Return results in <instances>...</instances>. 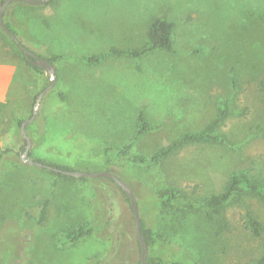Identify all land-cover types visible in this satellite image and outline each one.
I'll return each instance as SVG.
<instances>
[{"label": "rangeland", "instance_id": "1", "mask_svg": "<svg viewBox=\"0 0 264 264\" xmlns=\"http://www.w3.org/2000/svg\"><path fill=\"white\" fill-rule=\"evenodd\" d=\"M5 12L22 44L42 57L60 56L59 80L26 126L30 159L87 173L110 169L122 178L141 218L166 236L150 256L184 264H262L264 232L253 235L246 215L252 211L264 226V200L235 196L220 212L199 205L222 193L236 173L264 178V0H55L48 6L14 2ZM155 18L175 23L171 51L139 58L109 53L146 46ZM100 54L108 55L97 64L84 60ZM18 55L21 49L0 26V58ZM26 69L27 78H39L42 91L47 88L46 73ZM35 102L32 94L26 102L0 104V151L7 152L0 163V241L17 234L19 242L8 238L2 248L20 251L8 260L111 264V252L121 244L113 234H120L134 251L121 264H136L133 212L113 183L66 179L22 161L26 141L18 120L32 116ZM227 102L229 113L215 130L221 141L185 145L154 159L184 134L204 131ZM141 112L148 129L139 133ZM172 191L178 192L175 203L158 209L156 202ZM190 198L195 211L185 207ZM45 200L50 213L39 226ZM108 220L118 233L105 229L61 245L66 228ZM0 264L10 262L0 258Z\"/></svg>", "mask_w": 264, "mask_h": 264}, {"label": "trees", "instance_id": "2", "mask_svg": "<svg viewBox=\"0 0 264 264\" xmlns=\"http://www.w3.org/2000/svg\"><path fill=\"white\" fill-rule=\"evenodd\" d=\"M4 1L5 0H0V4ZM54 3H55V0H50L45 5L48 6ZM5 17H6V12H5ZM5 17H4V20H5L6 26L18 37V33L15 31L12 24L9 21H7V18ZM174 28H175V23L173 21H169L164 18H155L153 19L148 29V42L146 46L139 48V49H125V50H118V49L113 48L110 50L109 53L115 54V55H124L128 57L139 58L145 55L146 53H149L155 50L171 51L174 45V37H173ZM27 48L32 50L29 47ZM107 55L108 54H100L97 56L86 57L84 60L87 61L89 64H97L101 62L102 60H104ZM43 57L46 58L50 63L54 65H56L60 59V56L58 55H52L50 57L43 56ZM9 59L24 63L23 68L26 73V76H27V69H26L27 67H29L38 76H43L45 74L43 69L31 64L30 59L26 58L23 52H22V55H18L16 58H9ZM56 80L57 81L59 80L58 74H57ZM27 81L30 87L32 88L31 95L33 94V98L36 100L38 94L42 92V88H41L42 80L39 78H35V81H34L33 79L28 77ZM60 97L63 100L65 99L64 94L60 93ZM229 110H230V104L229 102H227L224 105V107L220 110L219 116L215 120H213L206 127L204 131L199 132V133L184 134L181 138L175 140L168 146H165L159 149L157 153L154 155V159H163V158L169 157L171 154L175 153L176 151H178L181 147L185 145L221 141L218 135L215 134V130L219 126V124L224 120L226 115L229 113ZM23 121L24 119L18 120L19 128ZM138 121H139V133L146 131L148 129V124L146 121L145 114L143 112L140 113L138 117ZM22 149L25 150V147H23ZM109 151L110 149L107 148L105 150V154H108ZM6 153L7 152L0 151V163L5 160L4 157ZM123 153L125 152L116 151L115 155L119 156V155H122ZM138 160L139 159H136L132 162L134 163L135 161H138ZM36 161H38L41 164V166L48 169L51 173H55L58 177L72 179V180L75 179L74 177L65 175L62 171H76V170H73L67 166L52 164V163L46 162L41 159H38ZM54 169H58L60 171H55ZM107 171H110V169H108ZM80 179L85 181L88 178H80ZM106 179L110 181L111 183H113L123 193V195L126 198V201L130 204V200L128 196L124 193V191L112 179H109V178H106ZM177 193L178 192L176 191H172V192H168L164 194L160 198V200L156 202L157 208L163 209V208H166L167 206L173 205L175 203V199L177 198ZM243 194L249 195L251 197H258L264 200V178H261L257 175H251L247 172L236 173L230 177L222 193L217 194V195H212L209 198H205L201 200L200 201L201 204L199 205V208L201 210L206 209L212 212H220L221 209H223L233 197L243 195ZM185 207L193 211L198 209L196 204L193 202L191 198L189 201L185 203ZM50 208H51V201L45 200L36 218V223L39 226H42L47 222L48 215L50 213ZM246 216H247L246 218L247 229H249L253 235L257 237L261 236L264 232L263 223L258 219V217L252 211H248ZM209 217H211L210 213H209ZM217 223L219 226L221 225L223 228H226L228 226L225 218H220L217 221ZM105 229L109 230L111 233H118L116 224L111 222V220L110 222L108 220V222H105L104 224L102 223L98 226L97 225H80V226H75V227H68L63 231V234H62L63 238L61 240V245L69 246V245L78 244L81 241L87 239L89 236L93 235L94 233L101 232L102 230H105ZM141 229H142V234L148 244L149 250H151V248L155 245L157 240L166 239V236L164 234L159 233L155 228L149 227L143 218H141ZM113 235H116L117 239L119 238L121 239V244L112 250L111 258L113 256L114 258L112 259L111 264H121L125 260L126 256L127 258H131V254L134 253V251L130 250V247L125 242H123V239L120 236V234H113ZM11 237L18 240L17 234H10L4 237L2 241H0V258L5 260L6 262H10V264H15L13 259L11 261H9L8 259L10 258V256L12 257L18 256L20 253L19 249L16 248V246H14L15 248H5V249L2 248L3 242H5L8 238H11ZM135 238L137 240V245H138V252L136 256L138 261L136 264H139L141 261V246H140L137 236ZM261 263L264 264V257L261 259ZM146 264H184V263L177 262V261L168 262L164 258L153 257V256H150L148 253V259H147ZM193 264H206V263H193Z\"/></svg>", "mask_w": 264, "mask_h": 264}, {"label": "water", "instance_id": "3", "mask_svg": "<svg viewBox=\"0 0 264 264\" xmlns=\"http://www.w3.org/2000/svg\"><path fill=\"white\" fill-rule=\"evenodd\" d=\"M49 1L50 0H5L0 4V26L2 30L13 40L15 44H17V46L22 50L25 57L30 59L31 64L38 66L44 70L50 81V84L47 86V88H45L42 92L38 94L36 98V102L33 107L32 116L29 119L24 120L20 126L21 135L23 139L26 141L25 150L22 155V161L25 163L38 165V166H41V164L38 161L32 160L28 157L29 152L32 148V141L27 136L26 126L36 119L38 111L41 107V101L43 97L46 95V93L49 90L53 89L56 86L57 67L56 65L50 63L46 58L38 55L36 52L28 49L24 44H22V42L18 39V37L6 26L4 17L7 6L14 2H22L33 6H41L47 4ZM54 170L60 171L58 169H54ZM62 172L65 175L74 178H93V179L109 178L112 179L124 191V193L128 196L130 200V205L134 216L136 236L141 246V261L139 264H146L148 259L149 248L142 234L141 213H140L139 203L131 187L123 179H121L119 176H117L111 171H102L98 173H87L80 171H62Z\"/></svg>", "mask_w": 264, "mask_h": 264}, {"label": "crops", "instance_id": "4", "mask_svg": "<svg viewBox=\"0 0 264 264\" xmlns=\"http://www.w3.org/2000/svg\"><path fill=\"white\" fill-rule=\"evenodd\" d=\"M31 93L32 88L28 84L23 63L0 58V104L26 102L30 99Z\"/></svg>", "mask_w": 264, "mask_h": 264}]
</instances>
